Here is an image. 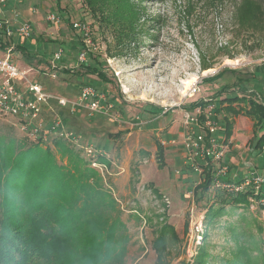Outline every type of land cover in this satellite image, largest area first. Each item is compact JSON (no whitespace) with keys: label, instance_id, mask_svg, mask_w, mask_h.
<instances>
[{"label":"rangeland","instance_id":"rangeland-1","mask_svg":"<svg viewBox=\"0 0 264 264\" xmlns=\"http://www.w3.org/2000/svg\"><path fill=\"white\" fill-rule=\"evenodd\" d=\"M116 5L108 6L119 12L115 22L106 12L94 16L85 0H26L18 18L8 12L4 19L14 28L31 23L34 37L42 35L39 44L31 39L26 42L33 52L39 50L34 56L46 59L44 62L39 63V58L30 65L21 53L13 52L14 63L27 72V80L68 100H75L83 85L90 84L124 111H118L124 122L120 124L106 116L91 117L84 110L73 114L53 102V111L46 116L51 121L55 117L52 112L59 114L65 126L82 137L83 146L90 143L108 152L109 175L103 177L104 184L127 227L119 242V246L126 244L125 252L108 263L101 261L99 252L83 248L84 226L74 228L72 242H67L59 237V231L69 216H47L42 246L31 264H90V260L92 264H264L261 203L251 201L248 208L235 212L226 209L220 225L204 234L203 220L202 231H196V220L216 200L215 190L200 202L195 199L193 213L187 195L195 177L184 166L179 151L184 107L211 100L224 134L226 120L241 118L234 131L237 142L227 139L230 177L240 179L248 170L264 171V154L251 150L258 120L241 110L248 109L243 105L246 100L259 101L244 91L264 94V83L255 76L257 68H264V0H121V5ZM51 15L59 22L48 20ZM78 21L91 26L101 48L94 58L110 80L105 84L95 75L76 74L80 39L71 25ZM14 39L16 44L20 40L18 36ZM59 49L64 51L60 66L72 73L59 70L53 79L48 66ZM97 61L91 58L86 63ZM195 83L199 91L189 97ZM20 85L24 87L26 80ZM164 108L167 115L160 113ZM12 139L20 145L32 143L14 119L0 117V148L9 147ZM167 139H177V143L163 147L165 167L159 168L157 146ZM74 149L84 157L82 150ZM229 215L245 216L240 235L226 229L225 225L239 223ZM52 258L54 261L48 262Z\"/></svg>","mask_w":264,"mask_h":264},{"label":"trees","instance_id":"trees-1","mask_svg":"<svg viewBox=\"0 0 264 264\" xmlns=\"http://www.w3.org/2000/svg\"><path fill=\"white\" fill-rule=\"evenodd\" d=\"M85 1L94 16L98 13L104 16L106 12L111 14L114 22L118 18L119 12H116L114 8L109 10V7L121 5V0ZM13 45V39L0 33L1 50H7ZM14 50L20 52L30 65L38 60L26 46L16 45ZM80 51L81 43L79 53ZM91 58L94 62L97 61V58L92 55L89 59ZM44 61L45 59H40L39 63ZM79 66L76 71L77 75L81 73L79 76L95 75L103 84L110 81L105 71L98 65V61L93 65L84 63ZM61 70L64 73H72L69 69ZM244 92L249 93V91ZM250 93L252 97L256 95L259 101L250 98L243 104L248 109L241 110L248 118L258 120L253 127L254 141L251 143V150L260 155L264 147V97L257 92ZM198 105H205V102L201 100L184 109H194ZM230 107L228 105V108ZM115 110L124 114L118 106H115ZM228 110L238 114L234 109ZM162 112L163 110L160 109V113ZM232 120L231 118L226 120V139H230L232 135L234 124ZM10 143L9 147L0 148V264H25V262L31 264V259L39 254V248L42 246L44 217L66 214L69 218L64 219L66 221L59 231V237L72 242L73 229L84 226L87 232L83 236L86 243H83V248L88 251L90 248L89 253H93V250L99 252L101 261L108 263L125 252L126 244L119 246V242L121 237L124 239L122 233H125L127 227L120 219L118 203L106 189L103 176L92 168L79 152H76L74 145L62 139H53L47 147L39 142L20 145L14 139ZM159 145L156 160L158 167L164 168L165 151L161 143ZM98 162L110 165L109 159L105 157H99ZM211 185V177H208V180L196 189L198 202L202 201L205 195L211 194L213 190ZM213 197L216 200L214 204L207 206L204 215V234L220 225L226 209L235 212L237 209L248 208L251 201L259 203L261 198H264V188L258 195L252 189L238 193L215 190ZM259 209L264 212V204H259ZM227 217L236 218V221L239 219L236 225L228 224L225 227L231 234L240 235L238 231L243 226L240 224L246 220L245 216L229 215ZM82 221L87 223L81 225ZM69 223H72V227L68 226ZM54 250L57 251L55 246ZM93 260L96 261V259ZM52 261L54 258L49 259L48 262ZM92 263L90 260V264Z\"/></svg>","mask_w":264,"mask_h":264},{"label":"built area","instance_id":"built-area-1","mask_svg":"<svg viewBox=\"0 0 264 264\" xmlns=\"http://www.w3.org/2000/svg\"><path fill=\"white\" fill-rule=\"evenodd\" d=\"M11 0H0L1 5H6ZM19 1V0H14ZM53 23L59 19L51 15L48 17ZM72 30L79 36L81 51L78 56L79 64H84L89 57L99 54L101 48L93 36V31L88 23L78 21L71 25ZM0 33L7 38L27 40L34 37V29L31 23L19 27H12L8 20L0 19ZM14 45L0 55V117L11 118L16 122L19 130L32 142L43 145L51 144L53 139H62L82 150L84 158L104 178L109 175V168L98 162L99 157L109 158V154L93 144L82 145V137L68 129L62 118L52 112L55 117L49 121L46 119V111H53L51 103L55 102L60 108H69L71 113L84 110L89 116H106L110 120L124 124L123 118L109 96L95 89L93 86L83 85L75 100L48 93L39 83L27 80L26 73L15 65L12 58ZM63 49L54 52L50 61L49 73L53 79L57 78V72L62 69L60 63L63 60ZM239 62V61H237ZM237 62H232L235 64ZM26 80L22 87L20 82ZM199 91L195 83L189 89V97ZM205 105H198L194 109L184 110L182 123L183 143L180 152L183 154L184 166L194 175L195 180L188 191V199L192 205V212L197 209L195 205L196 189L202 186L208 177H211L213 190H221L226 193H238L252 189L256 195L264 188V171H249L240 176V179L230 177V167L227 161L228 144L224 136V127L217 117V106L211 100L204 101ZM168 109L164 108L162 114L166 115ZM127 124V123H126ZM164 148L174 146L177 139L160 140ZM264 154V147L262 148ZM261 153V154H262ZM180 175V171H178ZM264 204V198L260 202ZM197 219L196 231L203 229V219Z\"/></svg>","mask_w":264,"mask_h":264},{"label":"crops","instance_id":"crops-1","mask_svg":"<svg viewBox=\"0 0 264 264\" xmlns=\"http://www.w3.org/2000/svg\"><path fill=\"white\" fill-rule=\"evenodd\" d=\"M19 4L21 5V6H19ZM26 4V0H19V1H14V0H11L8 4H6V5H1L0 4V19H7L6 18V13H11V14H15V17L16 18H18V16H19V10H20V7L22 8L24 5ZM1 17H4V18H1ZM33 26V25H32ZM33 29H35L34 27H33ZM42 36V35H41ZM41 36H39L38 38H35V37H33L31 40H33L32 41V43L33 44H39V43H41L42 42V39H41ZM15 40V39H14ZM14 40H13V44H14V46H16V45H22V46H26L27 48H28V50H29V52L30 53H33V55H37L38 54V51L39 50H37L36 52H33L30 48H29V45L27 44V42H26V40H22V39H20L19 40V42H17V44L14 42ZM27 40H29V39H27ZM49 41V40H48ZM48 43H50V42H48ZM47 42L45 43V44H48ZM32 46V45H31ZM14 51H16V50H14ZM45 51H47V49H45ZM6 52V50H1L0 49V55L1 54H3V53H5ZM16 52H18V51H16ZM48 52V51H47ZM20 53V52H19ZM16 54V53H15ZM48 55H46V57L45 58H48L47 57ZM39 58H41V57H39ZM38 57H37V59H39ZM41 59H44V58H41ZM46 60V59H45ZM65 62H67L68 63V60L66 59V61ZM49 65H50V63H49ZM50 66H48V68H49ZM63 68H67V67H62V69ZM49 73V72H48ZM255 73V72H254ZM50 74V73H49ZM256 75L255 76H260V81H262V85H263V83H264V68L262 67V68H257L256 69V73H255ZM254 76V77H255ZM22 82V81H21ZM20 82V83H21ZM249 92H255L254 90H249ZM262 95V94H261ZM263 97H264V94L262 95ZM51 105H53V103H51ZM52 108H53V106H52ZM49 112H51V109L50 110H47L46 111V115H48V113ZM59 115V114H58ZM46 119H48V116H46ZM242 119H244V118H242ZM241 120V118H238V119H235L234 118V125H233V130H232V137L229 139V142L230 143H233V142H237V140L234 138V131H235V128H236V126H237V123L239 122ZM182 131V130H181ZM250 132H252V128H250ZM180 151V150H179ZM260 167V166H259ZM242 173V172H241Z\"/></svg>","mask_w":264,"mask_h":264},{"label":"bare ground","instance_id":"bare-ground-1","mask_svg":"<svg viewBox=\"0 0 264 264\" xmlns=\"http://www.w3.org/2000/svg\"><path fill=\"white\" fill-rule=\"evenodd\" d=\"M126 91H127V89H126ZM128 92V91H127Z\"/></svg>","mask_w":264,"mask_h":264}]
</instances>
